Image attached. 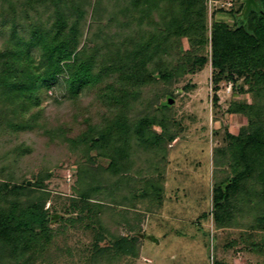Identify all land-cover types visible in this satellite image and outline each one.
Returning <instances> with one entry per match:
<instances>
[{
  "label": "trees",
  "instance_id": "16d2710c",
  "mask_svg": "<svg viewBox=\"0 0 264 264\" xmlns=\"http://www.w3.org/2000/svg\"><path fill=\"white\" fill-rule=\"evenodd\" d=\"M207 1L0 0V264L51 263L58 218L46 182L72 156L64 211L76 215L62 229L96 226L92 264L138 257L139 237L120 231L134 229L132 213L119 208L179 136L172 85L208 63L215 102L232 82L227 111L247 118L214 149L211 213L219 228L264 231V0H248L242 17L227 11L232 24L214 17L222 8L209 23ZM49 96L68 112L51 116Z\"/></svg>",
  "mask_w": 264,
  "mask_h": 264
},
{
  "label": "rangeland",
  "instance_id": "374dc122",
  "mask_svg": "<svg viewBox=\"0 0 264 264\" xmlns=\"http://www.w3.org/2000/svg\"><path fill=\"white\" fill-rule=\"evenodd\" d=\"M248 5V0H208V21L211 23L213 13L222 8L224 11L214 17L232 24L235 18L227 11L240 9L236 15L242 17ZM212 78L208 63L172 85L174 95L166 101L173 107L179 136L167 145L165 158L147 165L143 175L132 183L135 196L130 195L131 206L119 208L132 213L134 229L122 224L120 231L139 237L140 253L138 257L124 256L116 264H215L217 260L224 264H264V231L238 226L219 228L211 213L216 175L214 149L223 145L225 128L237 133L247 123L243 114L227 111L233 99V83L221 82L216 103ZM49 95L60 97V91L50 90ZM51 96L42 104L51 116L68 112L66 108L57 109ZM51 172L53 176L46 183L52 197L46 207L54 206L52 214L59 221L52 224L58 235L53 242L51 263L46 264H92L96 226H87L90 220L85 219L62 229L64 219L76 215L64 211L75 193V157L67 158ZM34 180L29 175L27 182L31 185ZM146 188L149 193L143 192ZM107 243L105 240L101 245Z\"/></svg>",
  "mask_w": 264,
  "mask_h": 264
},
{
  "label": "water",
  "instance_id": "95a60500",
  "mask_svg": "<svg viewBox=\"0 0 264 264\" xmlns=\"http://www.w3.org/2000/svg\"><path fill=\"white\" fill-rule=\"evenodd\" d=\"M30 184V182H28Z\"/></svg>",
  "mask_w": 264,
  "mask_h": 264
}]
</instances>
